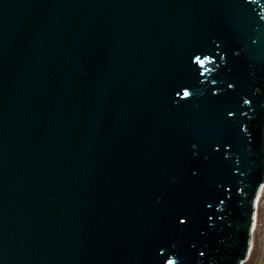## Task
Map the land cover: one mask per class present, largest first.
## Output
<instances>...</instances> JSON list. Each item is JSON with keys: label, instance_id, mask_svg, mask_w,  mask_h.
Returning a JSON list of instances; mask_svg holds the SVG:
<instances>
[{"label": "water", "instance_id": "1", "mask_svg": "<svg viewBox=\"0 0 264 264\" xmlns=\"http://www.w3.org/2000/svg\"><path fill=\"white\" fill-rule=\"evenodd\" d=\"M264 185V0H0V264H243Z\"/></svg>", "mask_w": 264, "mask_h": 264}, {"label": "rangeland", "instance_id": "2", "mask_svg": "<svg viewBox=\"0 0 264 264\" xmlns=\"http://www.w3.org/2000/svg\"><path fill=\"white\" fill-rule=\"evenodd\" d=\"M264 259V189L256 210V225L252 234V248L243 264H261Z\"/></svg>", "mask_w": 264, "mask_h": 264}, {"label": "flooded vegetation", "instance_id": "3", "mask_svg": "<svg viewBox=\"0 0 264 264\" xmlns=\"http://www.w3.org/2000/svg\"><path fill=\"white\" fill-rule=\"evenodd\" d=\"M261 264H264V259H263V261H262V263Z\"/></svg>", "mask_w": 264, "mask_h": 264}, {"label": "bare ground", "instance_id": "4", "mask_svg": "<svg viewBox=\"0 0 264 264\" xmlns=\"http://www.w3.org/2000/svg\"><path fill=\"white\" fill-rule=\"evenodd\" d=\"M246 260H247V258L245 259V261H246ZM245 261H244V262H245Z\"/></svg>", "mask_w": 264, "mask_h": 264}]
</instances>
